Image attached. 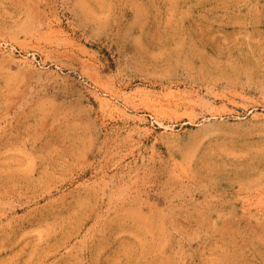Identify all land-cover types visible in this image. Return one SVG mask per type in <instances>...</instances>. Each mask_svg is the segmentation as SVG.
I'll return each mask as SVG.
<instances>
[{
    "label": "rangeland",
    "instance_id": "1",
    "mask_svg": "<svg viewBox=\"0 0 264 264\" xmlns=\"http://www.w3.org/2000/svg\"><path fill=\"white\" fill-rule=\"evenodd\" d=\"M0 264H264V0H0Z\"/></svg>",
    "mask_w": 264,
    "mask_h": 264
}]
</instances>
